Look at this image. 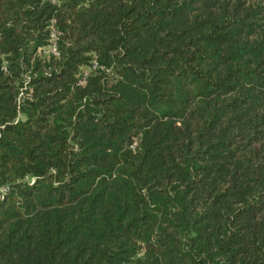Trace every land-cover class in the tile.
Returning <instances> with one entry per match:
<instances>
[{
	"label": "trees",
	"instance_id": "trees-1",
	"mask_svg": "<svg viewBox=\"0 0 264 264\" xmlns=\"http://www.w3.org/2000/svg\"><path fill=\"white\" fill-rule=\"evenodd\" d=\"M0 189V264H264V0H0Z\"/></svg>",
	"mask_w": 264,
	"mask_h": 264
},
{
	"label": "built area",
	"instance_id": "built-area-1",
	"mask_svg": "<svg viewBox=\"0 0 264 264\" xmlns=\"http://www.w3.org/2000/svg\"><path fill=\"white\" fill-rule=\"evenodd\" d=\"M58 39V33L56 30H53L52 32V40H51V45L47 48V53H52L54 55H58L59 52H58V48H57V45H56V41ZM98 67V64L95 63L93 65V68L96 69ZM5 192V189H0V194L3 195Z\"/></svg>",
	"mask_w": 264,
	"mask_h": 264
}]
</instances>
